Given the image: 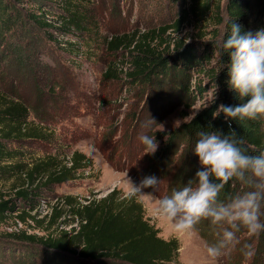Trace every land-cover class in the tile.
Returning <instances> with one entry per match:
<instances>
[{
    "label": "rangeland",
    "instance_id": "374dc122",
    "mask_svg": "<svg viewBox=\"0 0 264 264\" xmlns=\"http://www.w3.org/2000/svg\"><path fill=\"white\" fill-rule=\"evenodd\" d=\"M15 1L20 10H45V16L56 27L50 30L61 43L39 27H23L10 33L0 26V93L28 106L25 127L36 132L33 137L5 142L15 151L11 161L24 162L29 167L32 161L51 155L68 160L77 149L88 156L91 165L87 167L88 174L80 170L73 179L40 188L37 217H44L51 204L62 202L66 195L73 196L75 203L86 202L102 196L113 186L124 191L127 176L137 184L144 176H155L162 180L156 196L140 199L145 215L159 228V234L165 238L176 236L181 242L179 263L173 264H264V231L250 235L242 228L237 233L240 243L212 261L206 248L217 242L221 226L202 219L197 224L200 229L195 227L180 233L156 212L155 201L187 184L200 168L199 158L192 152L197 139L188 142L182 134L172 140L165 155L150 161L152 163L148 159L162 148L170 130L181 126L216 98V89L206 73L191 69L187 72L189 78L185 75L173 78L161 73L151 82L130 81L125 74L132 69L127 50L109 51L106 47V38L112 35L171 23L189 0H76L87 17L84 27H72L74 30L60 29L66 14L58 0ZM203 28L207 33L198 40V51L205 46L202 40L210 38L208 30L212 24ZM197 31L198 27L183 22L177 29L168 28L165 34L193 40L198 38ZM206 50L215 60L216 51L209 47ZM110 62L120 72L118 79L103 77ZM198 81L203 89L196 87ZM150 117L156 123L145 128ZM143 133L156 138L158 148L154 154H146L145 146L138 139ZM24 177L16 167L6 168L4 172L0 169V199L15 197L14 187L21 186ZM238 188L242 192L247 190L245 185ZM16 202L23 207L24 200L18 198ZM18 212L7 213L0 221V264L103 263L71 255L57 257L38 243H27L8 235V232L21 230L45 232L46 221L38 224L30 216L23 220ZM65 218L71 219L66 215ZM261 221L264 222V215ZM54 227L55 224L50 230ZM244 244L252 245L250 258H245L240 251Z\"/></svg>",
    "mask_w": 264,
    "mask_h": 264
},
{
    "label": "trees",
    "instance_id": "16d2710c",
    "mask_svg": "<svg viewBox=\"0 0 264 264\" xmlns=\"http://www.w3.org/2000/svg\"><path fill=\"white\" fill-rule=\"evenodd\" d=\"M19 1V0H17ZM33 1V0H31ZM42 2L45 0H34ZM66 14L60 29L74 30L72 27H84L83 21L87 12H82L76 0H58ZM15 0H0V26L4 31L16 33L18 29L39 27L55 37L51 28L54 24L45 16V10L39 12L20 10ZM24 11V12H22ZM183 22L198 27L197 39L170 36L165 31L172 27L179 28ZM212 24L209 29L210 38L204 41L203 49L198 51V40L205 35L203 26ZM242 25L244 30L252 31L264 28V0H189L181 8L171 23L146 30H133L112 35L106 38L109 51L119 48L127 50L131 56L132 69L126 71L130 81L151 82L156 75L167 73L177 78L191 69L204 71L210 84L216 89V98L209 106L198 110L191 118L166 135V142L148 162L155 161L169 151L173 139L182 134L188 142L198 139L197 133L211 130L229 132V123L225 122L223 113L213 118V113L220 104L236 106L242 103L238 95L229 89L227 81L230 56L222 48V42L230 35L231 25ZM16 26V29L14 28ZM55 31V30H54ZM60 32V33H64ZM59 43L60 40H56ZM201 41V42H202ZM216 51L215 60L206 48ZM210 51V50H209ZM116 65L110 62L103 72L104 78H119ZM196 87L203 89L198 81ZM28 106L15 98L0 93V169L16 167L24 174L21 186H15V197L0 199V221L7 213L19 211L17 215L23 220L27 216L34 218L38 224L46 221L43 234L8 232L27 243H38L57 257L65 255L80 259H98L102 264H173L179 263L181 242L178 237L165 238L159 234V228L145 215L143 201L140 198H123V191L113 186L99 197L87 199L86 202L75 203L71 195L63 197V201L51 204L44 217H37L40 188L45 185L73 179L80 170L91 167L88 156L73 150L68 160H60L51 155L45 159L32 161L29 167L24 162H12L15 151L8 148L6 141L21 140L36 132L25 127ZM194 117V118H193ZM231 128L244 137L245 144L252 154L264 152V120L231 121ZM68 161V163H67ZM17 163V164H16ZM152 163V162H150ZM243 184L233 179L225 184L220 194L224 200L228 195L241 193ZM24 200L23 207L16 202ZM31 211H34L31 213ZM39 212H37L38 214ZM66 217H71L67 219ZM62 219L59 220L60 217ZM70 220L75 223L69 227ZM55 224V227L50 228ZM198 228V225H196ZM200 229V228H198ZM242 258L239 257L237 259ZM255 258V257H254ZM264 260V259H263Z\"/></svg>",
    "mask_w": 264,
    "mask_h": 264
},
{
    "label": "clouds",
    "instance_id": "9594fccd",
    "mask_svg": "<svg viewBox=\"0 0 264 264\" xmlns=\"http://www.w3.org/2000/svg\"><path fill=\"white\" fill-rule=\"evenodd\" d=\"M222 48L230 56L229 89L242 103L218 106L213 118L223 113L225 122L229 123L228 134L211 130V125L209 130L198 132L192 150L200 164L195 177L155 201L157 214L170 221L176 232L192 231L202 219L221 226L217 242L206 248L212 261L240 243L237 233L242 228L250 235L264 231L261 221L264 215V152L252 154L244 137L239 136L230 123L264 118V28L253 33L233 23ZM153 123L156 121L150 117L144 127L150 128ZM138 139L145 146L146 154L155 153L158 148L155 137L143 133ZM233 179L240 181L247 190L221 200L225 184ZM161 182L155 176H144L137 184L127 176L123 198L156 196ZM147 189L153 191L148 193ZM240 251L245 258L253 255L251 244H244Z\"/></svg>",
    "mask_w": 264,
    "mask_h": 264
},
{
    "label": "built area",
    "instance_id": "2783aa9c",
    "mask_svg": "<svg viewBox=\"0 0 264 264\" xmlns=\"http://www.w3.org/2000/svg\"><path fill=\"white\" fill-rule=\"evenodd\" d=\"M89 170H90L89 168H85V169H83L82 171H83V173L86 172V174H88V173H89ZM82 171H81V172H82Z\"/></svg>",
    "mask_w": 264,
    "mask_h": 264
}]
</instances>
